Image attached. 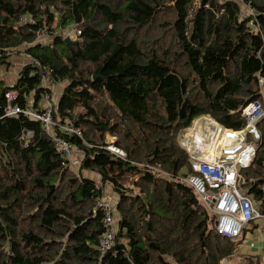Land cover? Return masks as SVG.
<instances>
[{"label": "trees", "instance_id": "16d2710c", "mask_svg": "<svg viewBox=\"0 0 264 264\" xmlns=\"http://www.w3.org/2000/svg\"><path fill=\"white\" fill-rule=\"evenodd\" d=\"M0 51V65L28 52L50 66L52 92L63 83L54 120L82 129L55 128L81 152L75 172L40 119L5 112L9 89L42 110L41 66L29 58L13 84L0 81V264H223L234 253L245 230L217 231L180 180L193 169L178 138L201 115L242 129V108L264 104V0H0ZM258 125L242 185L264 211V118ZM107 182L117 235L102 254Z\"/></svg>", "mask_w": 264, "mask_h": 264}, {"label": "built area", "instance_id": "2783aa9c", "mask_svg": "<svg viewBox=\"0 0 264 264\" xmlns=\"http://www.w3.org/2000/svg\"><path fill=\"white\" fill-rule=\"evenodd\" d=\"M8 53L10 52L7 51L6 54ZM24 55L41 66L44 105L42 110L31 104L21 106L16 102L18 90L9 89L5 92L8 101L5 112L11 116L24 113L28 117L40 119L44 129L52 136L58 152L68 159L65 163L78 168L81 156L76 155L73 143L60 135L55 128L58 126L62 134L78 136L82 135V129L70 122L58 123L54 120L52 88L58 83V79L50 66L33 58L28 52ZM2 56L0 51V58ZM261 82H264L263 78ZM241 114L246 118V125L239 130L226 128L209 115H201L190 127L179 133L178 140L188 151L193 169L180 176V180L190 185L197 193L207 212L213 215L219 233L237 238L245 228L257 223L264 246V211L260 209V202L258 204L242 185L243 169L253 165L262 136L258 122L264 118V104L260 100L251 101L242 108ZM203 120L207 122L206 125L200 124ZM27 135L31 136L32 132L28 131ZM182 135L185 145L182 143ZM108 148L125 155L123 150L114 145H108ZM154 169L162 173L160 168ZM112 200L111 196H104L99 201L105 228L99 241L102 254L112 249L116 241L117 222Z\"/></svg>", "mask_w": 264, "mask_h": 264}, {"label": "crops", "instance_id": "0c3cea01", "mask_svg": "<svg viewBox=\"0 0 264 264\" xmlns=\"http://www.w3.org/2000/svg\"><path fill=\"white\" fill-rule=\"evenodd\" d=\"M20 54L22 55V53ZM28 60L29 59L26 58L24 63L22 64L24 65ZM16 64L20 65L19 62H17ZM22 64L20 68L16 70V75L14 78L8 77V84H13L16 81L18 73L23 67ZM5 70H10V67H6ZM2 74H4V72ZM0 81L5 82L4 78L1 77V75ZM54 92H57L58 94L61 92V87L59 84L54 88ZM110 188L112 187L110 186ZM252 255L259 256L264 261V246L262 245V235L260 233V228L257 223H252L250 226L245 228L241 242L237 244L234 253L223 259V264H245L247 257Z\"/></svg>", "mask_w": 264, "mask_h": 264}, {"label": "rangeland", "instance_id": "374dc122", "mask_svg": "<svg viewBox=\"0 0 264 264\" xmlns=\"http://www.w3.org/2000/svg\"><path fill=\"white\" fill-rule=\"evenodd\" d=\"M251 13H253L252 8L248 7L245 3H243L242 4V15L243 16H247V15H249ZM62 32L64 34H66V35H70V37H76V35L74 34L75 32H74L73 28H68V29H66V30H64ZM20 53L21 52H18V53L15 52L13 55H11L8 58L9 63H3V64L0 65V75H1V77L4 78L6 83L9 82L8 77H13V78L15 77L16 70H18L20 68L21 64L24 63V61L26 59V57L24 56V53H22V55ZM17 62H19L20 65L16 64ZM6 67H10V70H5ZM3 72H4V74H2ZM12 82H13V80H12ZM59 84H60V87H61V85L63 86V83L59 82ZM60 97H61V93L58 94L57 92H52V102H53L54 106H56V104H57V102H58ZM40 102H41V105H43V100H41ZM183 137H184V135H182L181 139H182V143L185 145V141H184ZM107 138H108V141H112V140L115 139L110 134H107ZM76 155L81 156V152L76 150ZM72 169H74L75 172L79 171V168H77V167H73ZM82 173H83V175L95 178L98 181V183H101L100 176H99V173L97 171L95 172V171H92V170H89V169H84L82 171ZM103 188H104L105 196H111L112 197V199H113L112 200V205L115 208V205H116L115 201L117 199V196L114 195L115 192L113 191L112 188H110L109 182L105 183ZM256 202L259 204L258 200Z\"/></svg>", "mask_w": 264, "mask_h": 264}, {"label": "water", "instance_id": "95a60500", "mask_svg": "<svg viewBox=\"0 0 264 264\" xmlns=\"http://www.w3.org/2000/svg\"><path fill=\"white\" fill-rule=\"evenodd\" d=\"M66 40H68L69 42H77V40H72L71 38H70V36H66Z\"/></svg>", "mask_w": 264, "mask_h": 264}, {"label": "bare ground", "instance_id": "6f19581e", "mask_svg": "<svg viewBox=\"0 0 264 264\" xmlns=\"http://www.w3.org/2000/svg\"><path fill=\"white\" fill-rule=\"evenodd\" d=\"M206 123H207V122L204 121V120L200 122L201 125H206ZM198 127H200V126H198Z\"/></svg>", "mask_w": 264, "mask_h": 264}]
</instances>
